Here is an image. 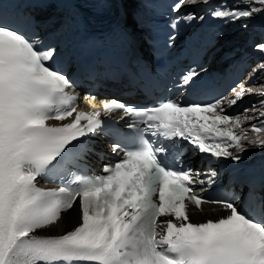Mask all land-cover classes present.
<instances>
[{
  "label": "snow or ice",
  "instance_id": "1",
  "mask_svg": "<svg viewBox=\"0 0 264 264\" xmlns=\"http://www.w3.org/2000/svg\"><path fill=\"white\" fill-rule=\"evenodd\" d=\"M197 2L180 0L173 10ZM199 2L207 5L209 0ZM240 2L246 6L233 9L222 3L211 15L239 21L264 12V0ZM258 48L264 52V44ZM56 55L55 49H39L35 39L0 16V264H264V186L257 190L248 184L246 192L223 187L212 197L197 195L196 177L207 175L199 183L211 187L217 172L171 167L168 145L160 142L163 138L174 145L180 138L201 154L239 164L249 147L264 149V120L244 127L256 114L264 117V85L259 90L238 85L230 98L209 103L168 99L137 109L105 101L103 113L122 111L136 133L133 147L122 149L127 133L106 127L99 111L78 110L81 97L68 76L53 67ZM198 75L185 74L182 84L195 87ZM245 95L262 97L260 107L228 115L226 108ZM100 132L114 139L113 151H123L122 160L95 177L68 173L70 181L39 186V179L54 183L52 177L61 178L66 163L89 150L86 138ZM78 198V226L62 235L38 234L60 221ZM205 203L220 205L226 214L192 222L189 204L202 211Z\"/></svg>",
  "mask_w": 264,
  "mask_h": 264
},
{
  "label": "bare ground",
  "instance_id": "2",
  "mask_svg": "<svg viewBox=\"0 0 264 264\" xmlns=\"http://www.w3.org/2000/svg\"><path fill=\"white\" fill-rule=\"evenodd\" d=\"M262 85H264V82H262ZM261 86V85H260ZM259 86V87H260ZM82 90V89H81ZM213 206H206L204 207L203 212H197L200 215H209V213H212ZM211 216V215H209ZM79 218V205L78 203L74 205L73 209L69 210L66 214L63 215L62 219L58 221V223L55 225L57 229L58 234L64 233L74 222H77Z\"/></svg>",
  "mask_w": 264,
  "mask_h": 264
}]
</instances>
